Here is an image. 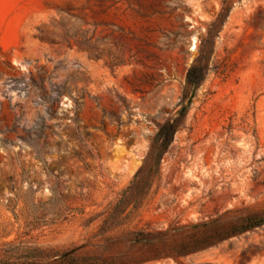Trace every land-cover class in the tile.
Masks as SVG:
<instances>
[{"label": "rangeland", "instance_id": "obj_1", "mask_svg": "<svg viewBox=\"0 0 264 264\" xmlns=\"http://www.w3.org/2000/svg\"><path fill=\"white\" fill-rule=\"evenodd\" d=\"M258 221L264 0H0V264H264Z\"/></svg>", "mask_w": 264, "mask_h": 264}, {"label": "trees", "instance_id": "obj_2", "mask_svg": "<svg viewBox=\"0 0 264 264\" xmlns=\"http://www.w3.org/2000/svg\"><path fill=\"white\" fill-rule=\"evenodd\" d=\"M206 71H207V53H205L203 51V46H201L199 48V56L191 64V66L188 68V70L186 72L185 88H186V90L191 89L192 94H191L190 98L187 99L186 106L182 107L178 112V115H180V120L174 121V122H170L167 120L163 125H161L159 127V130L155 134L154 139H153V143L151 145V148L149 149L148 156H150L154 146L158 148V151L156 153V157L154 159V163L156 165H159L160 161L162 160V156H163L166 148L171 144V142L173 140V136L176 133V131L179 127V124L181 123V121H183L185 112L187 110V107H188L190 101L194 97L197 88L201 85L202 81L205 78ZM141 170H139L137 172L133 181L131 182V186L127 188L125 193H130L132 191V187L134 186V181L139 176ZM120 203L122 206L125 207V205L128 204L127 198L123 199ZM261 225H264V221H258L255 224L251 225L249 228H256V227H259ZM63 260H64L63 264H100L98 261H95V260L75 261L69 255H63Z\"/></svg>", "mask_w": 264, "mask_h": 264}]
</instances>
